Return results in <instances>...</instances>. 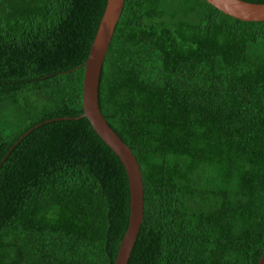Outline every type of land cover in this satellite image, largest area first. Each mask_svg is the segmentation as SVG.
I'll use <instances>...</instances> for the list:
<instances>
[{
	"label": "trees",
	"instance_id": "16d2710c",
	"mask_svg": "<svg viewBox=\"0 0 264 264\" xmlns=\"http://www.w3.org/2000/svg\"><path fill=\"white\" fill-rule=\"evenodd\" d=\"M107 2L0 0V264L117 260L127 171L79 118ZM100 105L143 172L129 264H259L264 21L207 0H126Z\"/></svg>",
	"mask_w": 264,
	"mask_h": 264
},
{
	"label": "water",
	"instance_id": "95a60500",
	"mask_svg": "<svg viewBox=\"0 0 264 264\" xmlns=\"http://www.w3.org/2000/svg\"><path fill=\"white\" fill-rule=\"evenodd\" d=\"M224 13L244 21H264V3L245 0H207ZM126 0H108L106 10L85 63L84 114L99 136L113 149L124 164L130 186L131 216L115 264H129L142 229L145 215V187L139 160L131 147L110 125L100 105V85L104 63L122 17ZM264 264V252L259 261Z\"/></svg>",
	"mask_w": 264,
	"mask_h": 264
}]
</instances>
